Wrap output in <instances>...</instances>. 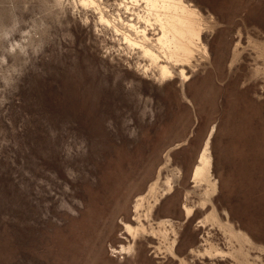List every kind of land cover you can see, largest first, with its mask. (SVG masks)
<instances>
[{
    "label": "rangeland",
    "instance_id": "rangeland-1",
    "mask_svg": "<svg viewBox=\"0 0 264 264\" xmlns=\"http://www.w3.org/2000/svg\"><path fill=\"white\" fill-rule=\"evenodd\" d=\"M0 264H264V0H0Z\"/></svg>",
    "mask_w": 264,
    "mask_h": 264
}]
</instances>
